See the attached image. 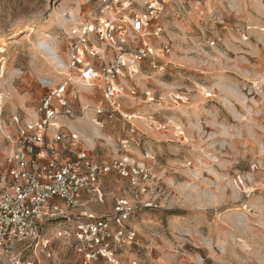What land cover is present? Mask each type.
Wrapping results in <instances>:
<instances>
[{
    "label": "rangeland",
    "instance_id": "374dc122",
    "mask_svg": "<svg viewBox=\"0 0 264 264\" xmlns=\"http://www.w3.org/2000/svg\"><path fill=\"white\" fill-rule=\"evenodd\" d=\"M84 1L0 0V171L1 129H10L12 114L30 116L62 74L53 64L64 66L60 38L87 9H79ZM184 5L188 13L171 20L161 39L169 44L164 70L146 71L136 81L138 96L126 101L142 117L133 124L154 157L149 191L135 199L125 184L105 178L104 204L95 208L109 211L121 196L134 206L137 244L118 255L120 264H264V0ZM145 90L160 100L143 102ZM148 115L166 128H150ZM63 122L90 139L98 158H113L115 146L105 140L124 135L116 123L112 133H97L85 118ZM96 134L102 139L93 143ZM143 201L158 206L141 208ZM65 226L44 222L47 248L24 242L0 249V264H83L72 239L56 235Z\"/></svg>",
    "mask_w": 264,
    "mask_h": 264
},
{
    "label": "built area",
    "instance_id": "2783aa9c",
    "mask_svg": "<svg viewBox=\"0 0 264 264\" xmlns=\"http://www.w3.org/2000/svg\"><path fill=\"white\" fill-rule=\"evenodd\" d=\"M186 2L85 0L79 5L80 10L88 7L78 12L60 38L65 54L62 74L30 116L12 114L10 129H1L3 252L24 242L47 248L48 240L40 239L41 225L47 221L67 224L56 235L72 239L74 253L83 264H120L118 255L137 244L138 232L131 225L134 206L127 198H115L109 211L95 206L104 204L105 178L125 184L135 199L149 191L153 181L149 162L154 157L141 147V134L133 124L142 117L126 101L138 96L136 81L146 71L164 70L162 57L169 52V44L161 39L171 20L188 13ZM143 97L145 103L160 100L149 90ZM76 118L88 120L97 133L107 127L112 133L113 124H118L124 135H109L105 140L109 149L115 146L113 158L95 156L86 142L90 139L63 122ZM143 119L156 130L167 126L152 115ZM173 124L176 135L182 136L180 122ZM98 139L102 138L93 135L92 142ZM157 206L153 201L141 204V208Z\"/></svg>",
    "mask_w": 264,
    "mask_h": 264
},
{
    "label": "bare ground",
    "instance_id": "6f19581e",
    "mask_svg": "<svg viewBox=\"0 0 264 264\" xmlns=\"http://www.w3.org/2000/svg\"><path fill=\"white\" fill-rule=\"evenodd\" d=\"M61 4H62V3H61ZM70 15H71L72 18H74L73 14H70ZM63 16H64L63 14H59V15L57 16V18H60V19L63 20V18H62ZM72 21H73V20H72ZM1 51H3L2 48H0V52H1ZM50 60H51V62L54 61L52 58H50ZM53 64H57L56 67H57L58 69H60V68L63 67V63H62L61 61H60L59 63L54 61ZM0 109H1V102H0Z\"/></svg>",
    "mask_w": 264,
    "mask_h": 264
}]
</instances>
